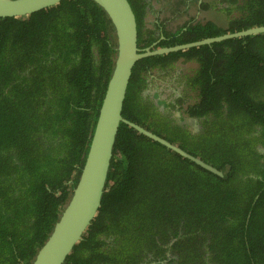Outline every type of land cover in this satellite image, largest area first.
I'll return each instance as SVG.
<instances>
[{
  "label": "trees",
  "instance_id": "trees-1",
  "mask_svg": "<svg viewBox=\"0 0 264 264\" xmlns=\"http://www.w3.org/2000/svg\"><path fill=\"white\" fill-rule=\"evenodd\" d=\"M128 1L138 46L148 47L164 24L158 19L142 31L153 4ZM201 8L225 12L226 24L198 22L181 35L186 25L163 29L155 48L264 26V0ZM115 48L113 27L91 0L0 18V264H31L59 220L85 162ZM181 57L194 67L177 103L192 98L187 116L201 127L195 135L158 118L140 94L145 71L172 69ZM122 116L223 176L121 123L97 216L65 264H151L147 254L164 260L160 246L171 237L166 264H264V152L255 150L264 148V33L138 61Z\"/></svg>",
  "mask_w": 264,
  "mask_h": 264
},
{
  "label": "water",
  "instance_id": "water-1",
  "mask_svg": "<svg viewBox=\"0 0 264 264\" xmlns=\"http://www.w3.org/2000/svg\"><path fill=\"white\" fill-rule=\"evenodd\" d=\"M61 1L0 0V18L31 15ZM91 1L105 12L114 30L116 54L113 72L107 82L85 162L80 169L78 182L51 234L38 250L31 264H65L74 246L82 240L85 231L97 216L101 205L115 139L121 123L200 168L222 177V171L192 156L177 145L167 142L164 138L153 134L142 126L123 118L122 108L132 69L138 61L145 58L264 33V26H257L172 47L155 48L157 45L155 42L151 46L140 48L138 46L137 21L128 0ZM160 39L162 40L164 37L161 36Z\"/></svg>",
  "mask_w": 264,
  "mask_h": 264
},
{
  "label": "flooded vegetation",
  "instance_id": "flooded-vegetation-1",
  "mask_svg": "<svg viewBox=\"0 0 264 264\" xmlns=\"http://www.w3.org/2000/svg\"><path fill=\"white\" fill-rule=\"evenodd\" d=\"M146 2L149 0H145ZM212 1V2H210ZM219 0H175L174 2L170 3L171 6L173 5L172 9H170V13L173 15L170 16V20L176 21V18H180L181 16L184 17L183 22L177 24V27L171 29V33L176 32L180 27L183 25H186L183 27V30L180 32V35L182 34L183 31L186 30V27L188 28L190 25H194L198 23V20L196 19L198 15L201 12H206L210 9L213 8H208V9H203L201 8V5L204 3H207L209 5H214L215 2H218ZM152 4H156L159 6L161 3L160 0H151ZM170 2V1H168ZM181 3V7L179 9V6H175V3ZM148 3V2H147ZM150 5V4H149ZM196 5V15H192L189 13V10L192 6ZM167 8V9H168ZM184 9V12L182 13V10ZM181 11V15L177 17V13ZM161 13H157V16L160 15ZM150 15V12H149ZM167 20V23H163L160 21V24H164L163 26L159 25L158 31L155 33V36H158V40L156 41L157 44L159 41H161V36L164 37L163 35V29L168 30V25H169V19H164ZM159 21V20H158ZM157 20L154 23L158 22ZM212 22L213 21H206V22H199L202 25ZM153 24V23H152ZM152 24L148 22V17L146 16L143 19V29L142 31L146 29H150ZM159 24V23H157ZM171 24V23H170ZM163 40V39H162ZM155 43V42H153ZM152 43V44H153ZM151 44V45H152ZM150 45V46H151ZM181 45V44H180ZM163 48V47H162ZM185 51V50H184ZM181 52V51H179ZM180 61V65H177V63ZM186 59L183 57L179 58L176 63H173L174 65L172 66V69L168 67V69H164L163 71L162 68H152L151 71L144 72V78L146 79L145 81V88L140 92L141 97L149 100L152 102L154 107L156 108V112L158 114V118L162 117H170L171 119H174L179 125H184L186 127V130L189 132L190 135H195V133L200 132V120L192 117L187 116V107L191 104L192 98H186L187 103L184 105H179L177 103L178 100H181L183 98V90L185 86V81L187 78L185 76L187 73L189 74V69H186ZM189 63V62H188ZM146 75V76H145ZM188 77V76H187ZM188 78H191L188 77ZM184 93H188V89L185 87ZM188 95V94H187ZM190 103V104H189ZM186 112V114L184 113ZM197 131V132H196ZM195 132V133H194ZM256 151L264 152V148L260 145L255 146ZM203 161V160H202ZM208 164V163H207ZM210 165V164H209ZM178 235H181V232L178 233ZM176 241L175 238H169L167 245H162L160 248L163 250L165 259L160 260L159 257H154L152 253L147 254L148 260L152 261L151 264H154L155 260L160 261V264H166L167 260L172 257L170 246ZM167 259V260H166ZM163 261V262H161ZM140 264H144L140 263Z\"/></svg>",
  "mask_w": 264,
  "mask_h": 264
},
{
  "label": "rangeland",
  "instance_id": "rangeland-1",
  "mask_svg": "<svg viewBox=\"0 0 264 264\" xmlns=\"http://www.w3.org/2000/svg\"><path fill=\"white\" fill-rule=\"evenodd\" d=\"M170 1V3L174 2L175 0H160V4L159 6H157L156 4H154L153 2V10L152 13L148 16V22L150 24L154 23L156 20H164V19H169V25H168V31H171V29L177 27V24H179L180 22L182 23L184 20V17L181 16L180 18H176V21L170 20V16L172 15L170 13V9H167L165 7L166 2ZM212 2V1H210ZM160 8H163L164 13L160 14L157 16L158 10ZM197 9H196V5L192 6L189 10V13L192 15H196ZM226 13L223 11H220L217 8H213L210 9L206 12H201L198 17L196 18L198 20V22H206V21H213L215 23H221V24H226ZM173 16V15H172ZM166 22H168L166 20ZM171 23V24H170ZM180 61L177 63V65H180ZM186 64V69H191L194 67L193 62H189V63H185Z\"/></svg>",
  "mask_w": 264,
  "mask_h": 264
}]
</instances>
